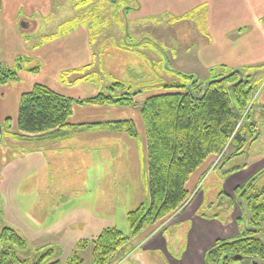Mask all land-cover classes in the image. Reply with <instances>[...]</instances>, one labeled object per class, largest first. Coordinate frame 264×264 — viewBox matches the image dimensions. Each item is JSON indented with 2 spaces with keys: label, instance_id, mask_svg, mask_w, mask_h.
Segmentation results:
<instances>
[{
  "label": "rangeland",
  "instance_id": "rangeland-1",
  "mask_svg": "<svg viewBox=\"0 0 264 264\" xmlns=\"http://www.w3.org/2000/svg\"><path fill=\"white\" fill-rule=\"evenodd\" d=\"M78 1L85 0H50L49 16L24 17L20 13L13 27L10 12L0 17V64L16 71L38 68L42 60L34 51L52 45L62 35L72 41L76 29L86 26L91 35L88 47L92 65L88 70L67 71L62 80L72 86L82 83L74 81L81 75L88 77L98 91L117 97L133 96L128 108H108L106 113L113 118L118 114L133 118L140 136L132 138L122 130L96 126L47 143L10 141L0 113V231L5 226L12 227L27 241V252L20 250L19 256L28 258L29 264L48 249L53 254L43 264L56 259L66 264L76 252L83 264H93V240L104 228L117 227L129 233L128 211L149 196L146 138L139 108L146 98L166 92L163 85L179 83L181 75L194 74L188 72L193 63L188 61V52H193L205 34L201 12L188 18L142 19L131 13L132 0H90L80 6ZM2 4L0 0V9ZM12 57L14 63L9 65ZM236 69L256 87L249 103L251 113L238 123V127L246 123L250 128L243 135V144L229 141L222 153L209 155L190 175L186 201L133 237L129 252L119 251L109 264H137L133 252L156 229L168 241L165 250L175 254L184 248L189 229L184 264H207L206 252L218 239H234L254 230L264 239L259 229L264 219L256 227L249 224L251 206L264 202V103L257 96L260 85H264V61ZM231 70L219 68L195 76L198 83H204ZM117 81L125 85L117 86ZM78 88L82 87L77 86L76 92ZM0 105L1 109V101ZM9 121L12 130L13 115ZM237 186L242 192H234ZM187 204L188 228L175 223L186 213L179 215ZM197 210L202 216L222 221L224 227L212 228L214 222L198 217ZM81 239L89 244L78 250ZM160 248L161 252L142 250L146 264H168L167 253ZM228 264L250 263L244 259ZM257 264L264 261L257 260Z\"/></svg>",
  "mask_w": 264,
  "mask_h": 264
},
{
  "label": "trees",
  "instance_id": "trees-1",
  "mask_svg": "<svg viewBox=\"0 0 264 264\" xmlns=\"http://www.w3.org/2000/svg\"><path fill=\"white\" fill-rule=\"evenodd\" d=\"M88 2L90 0L76 4L80 6ZM17 79L16 70L0 64V84ZM115 84L125 85L121 81ZM163 89L166 92L146 98L139 108L146 138L149 196L128 211V234L117 227H107L96 236L92 248L93 264H109L116 253L129 250L133 237L178 209L188 198L186 183L190 175L209 155L222 153L229 141L242 143L243 135L249 132L246 123L242 127H238V123L241 118L249 117V103L256 87L242 75L241 70L232 69L204 83H198L194 74L181 75L179 83L165 84ZM132 97L128 94L117 97L100 91L89 98H71L43 83H35L20 95L17 131L10 134L16 137L65 136L70 134L68 118L74 104L129 106L133 102ZM9 119L4 121L8 130L11 128ZM104 125L123 130L130 137H139L131 120ZM241 190V186H237L234 192ZM262 218L264 202H254L250 208L249 224L256 227ZM259 229L264 235V226ZM256 233L254 230L234 239H218L206 252L207 264H228L231 260L244 259L250 264L252 260L256 261L255 264L257 260L264 261V239ZM88 244V240L81 239L77 249H85ZM20 250L27 252V241L14 228L3 227L0 231V264H29L28 258L19 256ZM52 254L48 249L32 264H43ZM47 264L61 263L56 259ZM66 264H83V261L76 252Z\"/></svg>",
  "mask_w": 264,
  "mask_h": 264
},
{
  "label": "crops",
  "instance_id": "crops-1",
  "mask_svg": "<svg viewBox=\"0 0 264 264\" xmlns=\"http://www.w3.org/2000/svg\"><path fill=\"white\" fill-rule=\"evenodd\" d=\"M132 1L131 13L135 14L137 18L142 19L151 16H171L176 19L181 17L188 18V16L196 15L198 12H201L204 19V39L200 42H196L193 52H188V56H190L188 57V61L193 62L190 63L191 65H189L188 72L194 73V75H198V73L201 72H203L204 75L209 74L211 70L219 68L235 69L242 66L246 67L264 61V0ZM50 6V0H3L2 9H0V17L2 19L10 12L13 17L11 20V27H13L20 13H22L24 17H31L34 14L47 17L51 11ZM25 26L28 27V24ZM89 32L86 26H79L78 29H76V33L72 35V41H69L68 37L65 35L57 37L51 43L52 45H47L42 49L34 51L33 54L39 56L42 60V65L36 68V71L30 69L23 71L21 68H18L16 71L17 80H13V82L8 81L4 85L0 84V101L3 107H1L0 113L4 116L3 123L6 118H10V116L13 115L12 130L14 131L10 129L6 132L9 134L10 132L16 133V118L20 95L30 90L35 83H43L54 91L71 98H89L100 92L96 90L91 82H88L89 79L85 76L81 77L80 75L75 77L74 81L80 80L82 83L79 82L72 86H67L64 80H62L63 74L67 71H80L83 68H87L88 70L91 67L92 55L88 47L91 39ZM13 63L14 58L12 57L8 60V64L13 65ZM69 83L70 81L68 84ZM77 86H81L82 88H78L76 92ZM263 88L264 85L262 86L261 84L257 94L262 103H264ZM129 106L74 104L72 107V114L68 118V130L70 134L56 137L9 136L11 137L10 141H29L34 143H40V141H42L47 143L49 140H59L69 137L77 130L86 128L91 130L96 126L97 128H111L104 124L126 119L131 120L135 125L134 119L130 116L126 117L124 114H118L116 118H113L106 113L108 108H121L123 110ZM8 113H12V115ZM141 123L143 126L142 118ZM140 138H142L141 150L144 155L143 158H145L143 137L141 136ZM11 159L15 160L16 156ZM190 182L191 178L186 183L187 190ZM187 209L188 204L179 212V215L183 212L186 213L180 215L175 223H180L188 228V217L190 216H188ZM196 214L201 219H204V221L214 222L212 228L224 227L222 221L216 218L202 216L198 213V210ZM200 218L198 221H200ZM195 226L196 223L194 224V227ZM177 228L180 230L179 226ZM188 231L189 229H187L186 232L184 248L175 254L174 251L167 252L168 250H165L168 241L165 237H162L160 230L157 231L156 229L144 238L141 245L133 252L135 256L134 260L137 264H146L147 262L144 260L143 249L161 252L160 247H164L163 249L168 257V264L177 261H181L184 264L186 262L185 257L188 255L186 252Z\"/></svg>",
  "mask_w": 264,
  "mask_h": 264
},
{
  "label": "water",
  "instance_id": "water-1",
  "mask_svg": "<svg viewBox=\"0 0 264 264\" xmlns=\"http://www.w3.org/2000/svg\"><path fill=\"white\" fill-rule=\"evenodd\" d=\"M1 131H2V129L0 128V135H1ZM237 258H239V256H237ZM255 262H256L255 260H252V263L251 264H255Z\"/></svg>",
  "mask_w": 264,
  "mask_h": 264
}]
</instances>
